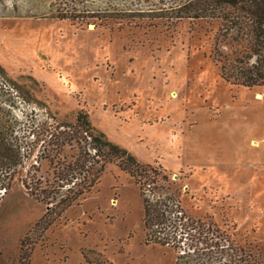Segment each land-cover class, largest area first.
Masks as SVG:
<instances>
[{"label": "rangeland", "instance_id": "rangeland-1", "mask_svg": "<svg viewBox=\"0 0 264 264\" xmlns=\"http://www.w3.org/2000/svg\"><path fill=\"white\" fill-rule=\"evenodd\" d=\"M245 7L195 18L173 0H0V118L24 156L0 189V264H177L187 244L145 224V198L211 226L221 245L206 264H264V85L223 72L264 58ZM81 113L146 171L108 162L42 231L48 205L24 182L52 184L78 155L53 144Z\"/></svg>", "mask_w": 264, "mask_h": 264}, {"label": "trees", "instance_id": "trees-1", "mask_svg": "<svg viewBox=\"0 0 264 264\" xmlns=\"http://www.w3.org/2000/svg\"><path fill=\"white\" fill-rule=\"evenodd\" d=\"M174 3L184 11L187 17L204 18L221 17L227 7H235L244 4L250 17L258 23L256 40L259 53L264 50V0H173ZM194 11L193 15L190 14ZM227 79L246 86L264 85V58L258 60L257 64L233 71L224 68ZM4 107L0 101V115ZM66 128L60 131L57 140H54L56 148L75 142L79 149L78 155L71 161L58 160L60 168L54 172V182L43 186L41 179H35L34 183L25 181V186L37 199L48 205L46 214L38 222L37 227L44 231L62 213V211L73 202L90 192L97 183L105 165L114 159L120 161L121 166L132 176L138 178L146 169L140 165L136 158L126 149L119 147L110 141L102 132H98L90 123L88 114L81 113L75 124H63ZM56 136L53 134L51 136ZM53 142V143H54ZM44 151L42 153V156ZM24 156L21 147L12 138L2 119L0 118V189H8L14 178L16 167L21 165ZM52 161V160H51ZM98 170H94L96 165ZM9 168V170H7ZM35 168V165H32ZM11 169L13 171H11ZM139 180V179H138ZM139 182H141L139 180ZM142 183V182H141ZM145 224L156 226V233L162 235L164 242L175 241L177 246L185 250L178 256L177 264H206L205 257H210L214 247L221 244L217 241L218 236L205 227L206 223L187 219L184 213L177 210L169 201L152 204L144 199ZM196 242V244H195ZM200 243L205 246H200ZM194 249L193 251H191ZM208 249V250H206ZM24 257V254L22 256ZM99 264H101L99 262Z\"/></svg>", "mask_w": 264, "mask_h": 264}]
</instances>
